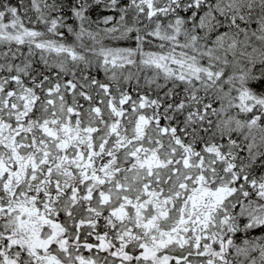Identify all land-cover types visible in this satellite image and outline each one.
<instances>
[{
    "label": "snow or ice",
    "instance_id": "snow-or-ice-1",
    "mask_svg": "<svg viewBox=\"0 0 264 264\" xmlns=\"http://www.w3.org/2000/svg\"><path fill=\"white\" fill-rule=\"evenodd\" d=\"M0 264H264V0H0Z\"/></svg>",
    "mask_w": 264,
    "mask_h": 264
}]
</instances>
